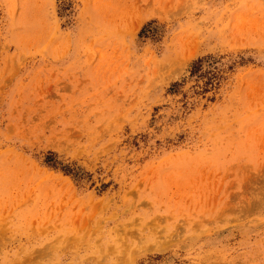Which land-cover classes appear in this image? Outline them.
<instances>
[{"label": "rangeland", "instance_id": "rangeland-1", "mask_svg": "<svg viewBox=\"0 0 264 264\" xmlns=\"http://www.w3.org/2000/svg\"><path fill=\"white\" fill-rule=\"evenodd\" d=\"M0 264H264V0H0Z\"/></svg>", "mask_w": 264, "mask_h": 264}]
</instances>
